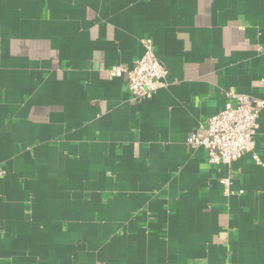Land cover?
Returning <instances> with one entry per match:
<instances>
[{"label": "crops", "instance_id": "obj_1", "mask_svg": "<svg viewBox=\"0 0 264 264\" xmlns=\"http://www.w3.org/2000/svg\"><path fill=\"white\" fill-rule=\"evenodd\" d=\"M231 89L264 99V0H0V264H264V108L263 164L187 141Z\"/></svg>", "mask_w": 264, "mask_h": 264}, {"label": "built area", "instance_id": "obj_2", "mask_svg": "<svg viewBox=\"0 0 264 264\" xmlns=\"http://www.w3.org/2000/svg\"><path fill=\"white\" fill-rule=\"evenodd\" d=\"M142 43L143 55L133 67L118 64L112 69L113 75L126 74L127 88L136 100L153 98L165 86L168 75L167 67L158 56L154 39L146 37ZM263 108V98L228 90L224 107L209 117L204 129L192 132L187 141L194 147H204L211 165L231 164L248 153L252 154L258 164H263L256 152L259 117ZM220 182L224 194L231 195L232 178L223 177Z\"/></svg>", "mask_w": 264, "mask_h": 264}]
</instances>
